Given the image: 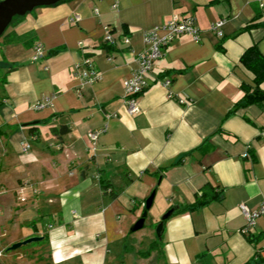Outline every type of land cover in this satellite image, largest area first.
Returning a JSON list of instances; mask_svg holds the SVG:
<instances>
[{
	"label": "crops",
	"instance_id": "crops-1",
	"mask_svg": "<svg viewBox=\"0 0 264 264\" xmlns=\"http://www.w3.org/2000/svg\"><path fill=\"white\" fill-rule=\"evenodd\" d=\"M174 14L195 17L201 38L183 34L168 46L131 113L124 81L145 32ZM220 19L222 35L211 28ZM105 25L115 43L105 42ZM37 42L46 54L33 60ZM252 45L264 52V0H66L37 7L6 30L0 132L14 155L6 152L5 171L59 221L45 233L55 263L98 246L92 239L124 238L157 188L160 211L182 210L166 221L152 264L158 255L166 264H264V217L244 234L240 208L264 201V106L232 112L242 84H254L240 62ZM84 57L101 73L95 83L75 74ZM106 125L91 149L89 133ZM202 192L217 196L189 208ZM74 230L82 246L68 245Z\"/></svg>",
	"mask_w": 264,
	"mask_h": 264
},
{
	"label": "rangeland",
	"instance_id": "rangeland-1",
	"mask_svg": "<svg viewBox=\"0 0 264 264\" xmlns=\"http://www.w3.org/2000/svg\"><path fill=\"white\" fill-rule=\"evenodd\" d=\"M2 39L3 36L0 38V42ZM4 83L5 72L0 68V111L5 95ZM2 123L0 112V125ZM10 130L16 132L18 128L10 127ZM31 140L32 143H36L32 138ZM13 147L11 141H7L5 133L0 132V264H152L150 255L144 256L143 252L149 250L155 241L159 243L157 228L166 211H160L161 192L158 194V191L154 204L148 212L145 226L131 232L130 229L134 223L130 224L125 237L111 244L100 245L97 243V239H92V243L95 242L98 246L89 251L80 249L81 253L78 252L73 257L58 260L56 263L52 256V248L48 243L49 237L7 251L9 246L18 241L38 236L41 233L45 236V233L52 230V224H55V227L59 225V221L56 222L53 218L55 216L50 213L53 210L44 209L42 211L32 194L22 191L23 184L18 182V175L5 171L6 152L12 151L10 155L13 156ZM22 197L25 199L23 200ZM33 225H37L41 233H36ZM72 235L74 237L68 241V245L82 246L80 236L75 230ZM159 247H161V241ZM156 259V264H166L163 257L158 255Z\"/></svg>",
	"mask_w": 264,
	"mask_h": 264
},
{
	"label": "built area",
	"instance_id": "built-area-1",
	"mask_svg": "<svg viewBox=\"0 0 264 264\" xmlns=\"http://www.w3.org/2000/svg\"><path fill=\"white\" fill-rule=\"evenodd\" d=\"M2 1V0H0ZM114 8L118 7V3H114ZM98 13V9L95 10ZM80 16H75V20H79ZM224 19H220L212 24V30L219 35L223 34L222 26ZM105 42L115 43V39L111 34V28L105 25ZM190 34L196 40L201 38V30L196 23L193 16H180L174 14L168 21L158 24L145 32V48L138 54L137 66L131 73L130 77L124 81L125 85V102L128 105L129 112L136 113L139 111V97L148 88V75L154 65V62L164 56L168 46L180 35ZM125 43L130 42L128 36L124 37ZM83 45V42H79ZM45 48L42 43L37 42L34 45L33 60H38L45 57ZM75 74L81 78L82 84H92L101 78V73L96 68L94 62L90 57H84L74 64ZM170 83V79H166L165 85ZM173 94H169L171 97ZM184 102V100H181ZM50 103V98L39 101L37 108H44ZM108 126L93 130L89 133L90 148L97 149V142L99 137L107 131ZM30 145L24 143L23 151L29 150ZM247 156V154H245ZM24 200L25 197H22ZM242 213L246 218V224L242 228L244 234L248 233L253 228L260 217H264V201L256 209L249 208L246 204L240 205Z\"/></svg>",
	"mask_w": 264,
	"mask_h": 264
},
{
	"label": "water",
	"instance_id": "water-1",
	"mask_svg": "<svg viewBox=\"0 0 264 264\" xmlns=\"http://www.w3.org/2000/svg\"><path fill=\"white\" fill-rule=\"evenodd\" d=\"M62 1H66V0H2L0 1V38L4 35L6 30L9 28V26H11L16 16H25L26 14L33 11L37 7L52 5L58 2H62ZM156 194H157V189L154 188L152 193L146 199L145 210L143 214L132 225L130 229L131 232H135L145 226L148 212L154 204ZM177 208L178 207H171L161 217V220L157 228V235H158V238L161 239V241H162L163 233L165 230V223L168 219H170L175 214ZM44 239H45V236L43 235L32 236L25 240L14 243L13 245L7 248V251L15 250L21 247L22 245H25L31 242L42 241Z\"/></svg>",
	"mask_w": 264,
	"mask_h": 264
},
{
	"label": "trees",
	"instance_id": "trees-1",
	"mask_svg": "<svg viewBox=\"0 0 264 264\" xmlns=\"http://www.w3.org/2000/svg\"><path fill=\"white\" fill-rule=\"evenodd\" d=\"M24 16H16L12 22V25L18 23ZM241 64L250 70L254 74V84L243 83L242 89L244 91L243 96L236 102L232 112L247 107L251 104H258L264 106V52H261L257 45H252L247 48L240 59ZM34 128H32V131ZM66 129H62L61 133H64ZM217 196V193L202 192L197 196V200L189 208H197L204 205L210 199ZM182 209H177L175 213L181 212ZM45 238L48 237L44 234ZM159 243L161 239H158ZM159 243L156 241L151 245V248L144 253V256H149L155 250L161 249ZM254 260H250L247 264H252Z\"/></svg>",
	"mask_w": 264,
	"mask_h": 264
}]
</instances>
